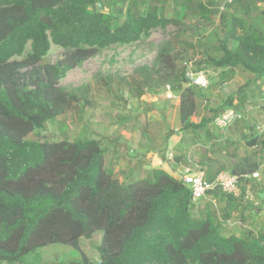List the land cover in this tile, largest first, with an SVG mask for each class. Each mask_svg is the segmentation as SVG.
Returning a JSON list of instances; mask_svg holds the SVG:
<instances>
[{"label":"trees","instance_id":"obj_1","mask_svg":"<svg viewBox=\"0 0 264 264\" xmlns=\"http://www.w3.org/2000/svg\"><path fill=\"white\" fill-rule=\"evenodd\" d=\"M260 4L264 0H0V263L20 262L55 243L79 250L82 239L100 232L99 262L81 254V261L46 264H264V218L257 231L224 235L212 207L194 213L190 190L163 169L151 170L152 180L120 181L105 168V151L97 139H27L77 109L76 103L90 104L86 91L58 86L69 71L112 46L132 45L174 27L172 39L157 46L151 66L136 70L141 80H133L138 88L134 95L146 90L157 94L165 87L178 95L182 136L173 155L176 163H193L191 152L198 148L196 165L206 181L221 172L240 177L239 197L220 190L208 193L209 200L224 202L227 221L247 185L256 181L243 175L258 171L260 163L251 156L237 157V146L229 150L234 141L215 135L211 127L225 110L245 114L243 89L252 81L199 115L201 90L208 87L192 85L186 69L177 66L175 47L179 36L190 35L195 43L186 46L201 53L194 70H217L219 84L237 70L260 81ZM52 45L63 53L50 64L45 57ZM238 123L249 129L242 135L245 144L264 150L257 130L261 122L244 118L223 131Z\"/></svg>","mask_w":264,"mask_h":264},{"label":"rangeland","instance_id":"obj_2","mask_svg":"<svg viewBox=\"0 0 264 264\" xmlns=\"http://www.w3.org/2000/svg\"><path fill=\"white\" fill-rule=\"evenodd\" d=\"M201 1L207 3L208 0ZM259 8L264 10V4H260ZM215 21L217 22V18ZM175 32V28L170 26L166 30L154 31L150 37L143 38L135 44L112 46L86 61L80 68L69 71L58 86L67 91L76 88L86 91L90 104L81 106L80 102L76 103L77 109L47 122L44 129L34 132L27 139L70 141L97 139L105 151V168L111 169L114 177L120 181L152 180L151 163L156 158L162 163H169L175 169V171L171 169L170 174L177 177L176 170L182 171L186 166L169 160L168 156L170 152L176 154L182 136L179 131V97L168 87L161 89L157 94L144 88L145 94L136 97L134 94L138 88L132 84L134 79L138 82L141 80L136 70L139 67L151 66L157 53V46L172 39ZM177 41L175 53L178 55V68L187 69L191 61L194 68V64L201 59V53L186 45L188 43L194 45L195 40L183 33ZM29 50L28 45L26 52ZM62 53L61 48L52 45L45 62L54 63ZM203 71L209 80V86L206 90H201L203 97L198 101L199 115L204 113L206 107L215 109L229 95L237 93L248 81H252L243 89L247 101L242 111L250 123L258 124L264 120V78L253 81L252 75L237 70L231 80L219 84L217 70L206 67ZM195 91L199 92L198 89ZM199 118L193 117L191 120L198 122ZM244 124L238 123L232 126L230 131L219 130L214 125L211 129L215 135L228 137L234 141V146L229 150L235 151L233 149L237 146L235 152L237 157L251 156L260 163L257 171L260 180L251 184L248 195L245 193L240 206L233 209L227 221H224L223 217L225 204L218 199L211 197V200H200L195 203L193 209L194 213H198L206 205L212 207L219 221H222V227L240 229L238 232L221 229L224 235H236L248 228L257 231L264 218V150H259V147L250 148L245 144L242 135L249 133V129H244ZM200 152L202 151L198 148L193 149L191 152L193 163L187 165L188 168L199 169L196 164ZM100 241L101 233L97 232L90 239H82L79 250L69 245L55 243L25 255L20 262L0 264L76 262L81 261V254L91 262L97 263L100 261L97 251Z\"/></svg>","mask_w":264,"mask_h":264},{"label":"built area","instance_id":"obj_3","mask_svg":"<svg viewBox=\"0 0 264 264\" xmlns=\"http://www.w3.org/2000/svg\"><path fill=\"white\" fill-rule=\"evenodd\" d=\"M232 0H227L230 3ZM186 77L191 81L192 85L198 88H207L209 86V80L204 71H196L193 68V62H189L186 69ZM244 114L239 113L233 109L225 110L219 113L214 121L213 125L219 129H227L234 122L243 120ZM259 134L264 138V121L257 126ZM169 160H174L173 153L170 152L168 156ZM244 179L251 181L260 180L259 173L254 171L249 174H244ZM239 176L230 174L229 172H221L214 181L208 182L205 180L204 171L201 169L193 170L187 166L180 171L179 180L185 185L191 192L192 201L194 203L200 200L208 199V193L214 190H220L223 193L239 197L240 184ZM251 185L246 187V194L248 195Z\"/></svg>","mask_w":264,"mask_h":264},{"label":"crops","instance_id":"obj_4","mask_svg":"<svg viewBox=\"0 0 264 264\" xmlns=\"http://www.w3.org/2000/svg\"><path fill=\"white\" fill-rule=\"evenodd\" d=\"M151 165H152V167H151V170H154V169H163V170H165V171H167L168 173H170L172 170L171 169H173L170 165H169V163H162L158 158H156V159H154V161H152V163H151ZM180 169V168H179ZM174 171H175V169H173ZM180 170H176V174H177V177L176 178H178L179 179V177H180V172H179ZM261 224H262V222L260 223V226H261ZM260 228V227H259ZM222 229H226V230H236L237 232L238 231H240V229L239 228H233V229H229V228H224V227H222ZM251 229H253L254 231H256L254 228H251ZM242 230V229H241ZM242 233V232H241ZM241 233L239 232V234H236V236H239V235H241Z\"/></svg>","mask_w":264,"mask_h":264}]
</instances>
